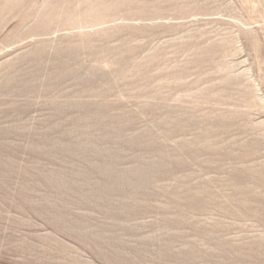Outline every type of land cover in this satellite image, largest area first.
Wrapping results in <instances>:
<instances>
[{
	"label": "rangeland",
	"instance_id": "rangeland-1",
	"mask_svg": "<svg viewBox=\"0 0 264 264\" xmlns=\"http://www.w3.org/2000/svg\"><path fill=\"white\" fill-rule=\"evenodd\" d=\"M0 264H264V0H0Z\"/></svg>",
	"mask_w": 264,
	"mask_h": 264
}]
</instances>
